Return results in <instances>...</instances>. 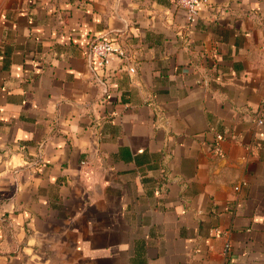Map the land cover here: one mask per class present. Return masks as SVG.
Here are the masks:
<instances>
[{
    "label": "crops",
    "instance_id": "1",
    "mask_svg": "<svg viewBox=\"0 0 264 264\" xmlns=\"http://www.w3.org/2000/svg\"><path fill=\"white\" fill-rule=\"evenodd\" d=\"M0 264H264V0H0Z\"/></svg>",
    "mask_w": 264,
    "mask_h": 264
},
{
    "label": "built area",
    "instance_id": "2",
    "mask_svg": "<svg viewBox=\"0 0 264 264\" xmlns=\"http://www.w3.org/2000/svg\"><path fill=\"white\" fill-rule=\"evenodd\" d=\"M209 2L210 0H175L176 5L181 9L189 24H193L196 21L201 6ZM90 54L95 66L101 72L100 83L104 92L108 89V79L111 76V72L107 67L114 59H119L126 64L129 73L134 72V67L129 65L130 57L126 49L115 43L111 38L101 37L96 39L90 46ZM257 122L261 123V119L258 118ZM215 150L219 152L218 147Z\"/></svg>",
    "mask_w": 264,
    "mask_h": 264
}]
</instances>
